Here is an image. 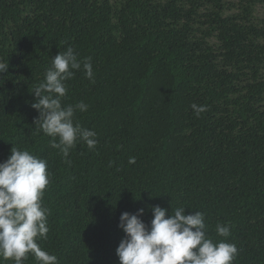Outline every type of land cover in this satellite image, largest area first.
I'll return each mask as SVG.
<instances>
[{
	"label": "trees",
	"instance_id": "trees-1",
	"mask_svg": "<svg viewBox=\"0 0 264 264\" xmlns=\"http://www.w3.org/2000/svg\"><path fill=\"white\" fill-rule=\"evenodd\" d=\"M69 47L94 82L73 70L61 103L88 105L74 122L97 144L64 157L31 105ZM0 62V163L12 147L47 161L37 243L58 264H119L121 213L142 208L150 227L152 206L204 213L206 235L237 246L232 264H264V0H0Z\"/></svg>",
	"mask_w": 264,
	"mask_h": 264
},
{
	"label": "clouds",
	"instance_id": "clouds-1",
	"mask_svg": "<svg viewBox=\"0 0 264 264\" xmlns=\"http://www.w3.org/2000/svg\"><path fill=\"white\" fill-rule=\"evenodd\" d=\"M81 67L85 78L94 82L90 58L81 65L73 48L58 52L51 58L44 81L33 89L36 102L31 107L39 113L34 123L52 138L51 147L59 149L64 157H68L78 139L89 148L97 144L95 131L74 122L76 110L87 111L88 105L82 101L66 106L61 103L67 93L65 81L72 78L73 70ZM7 69L8 63L0 62V73ZM191 108L197 116L207 111L206 105L193 103ZM134 160L130 158V163ZM49 183L47 161L28 150L12 147L8 159L0 163V258L22 264L31 253L39 264H58L57 257L37 243V238H46L49 231L50 210L43 206L44 190ZM166 211L152 206L150 227L140 219L142 208L136 214L121 213L118 227L125 236L115 250L119 264H232L238 255L237 246L210 239L206 235L204 213L185 215V208L180 207L166 216ZM216 232L227 238L230 227L217 224Z\"/></svg>",
	"mask_w": 264,
	"mask_h": 264
}]
</instances>
